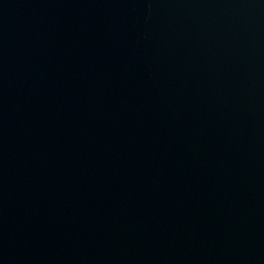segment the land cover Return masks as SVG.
Returning a JSON list of instances; mask_svg holds the SVG:
<instances>
[{
  "label": "water",
  "instance_id": "obj_1",
  "mask_svg": "<svg viewBox=\"0 0 264 264\" xmlns=\"http://www.w3.org/2000/svg\"><path fill=\"white\" fill-rule=\"evenodd\" d=\"M0 264H264V0H0Z\"/></svg>",
  "mask_w": 264,
  "mask_h": 264
}]
</instances>
